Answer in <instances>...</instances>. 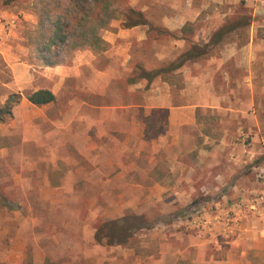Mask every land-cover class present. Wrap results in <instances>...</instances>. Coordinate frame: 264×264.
Listing matches in <instances>:
<instances>
[{"label": "crops", "instance_id": "1", "mask_svg": "<svg viewBox=\"0 0 264 264\" xmlns=\"http://www.w3.org/2000/svg\"><path fill=\"white\" fill-rule=\"evenodd\" d=\"M170 1L171 10L161 15L159 25L179 36L170 40L171 48L178 50L168 56L164 51L167 47L159 45L155 55L160 59V65L164 64L161 58L173 60L189 46L180 38L183 27L187 31L189 23L204 18L203 39L197 38L200 32L197 28L190 38L205 43L226 16V13H210L209 6L237 0ZM129 4H133L132 0ZM141 10L145 11V7ZM146 16L152 20L150 15ZM216 16H221L216 27L208 25V19ZM252 16L264 18V9L253 10ZM253 28L246 41L224 42L215 47L214 51L218 49V53L188 61L174 70L172 76H157L150 83L146 80L126 83L134 63L148 64L138 55L137 49L142 52L153 50L157 44L154 33L144 25L125 28L121 20L113 19L101 32L108 44L104 52L76 50L71 59L54 66H39L37 71L30 62H7L0 45L3 62H7L12 74L11 92L22 95L12 109V117L0 123V139L9 130L20 132L16 145H31L46 151L43 156L30 159L35 163L30 166L32 172L39 169L38 164H44L46 171L45 180L32 183L31 193L63 192L66 178L70 176L74 189L82 181L92 179L95 184L108 182L111 186H119L116 192L121 191L122 186L136 192L141 190V193L154 188L158 200L171 193L179 203L182 196L191 195L198 189L211 194L222 191L221 208H227L229 205L225 200L229 194L239 197L255 186L245 182L252 176L240 169L241 164L252 161L255 169L264 164V139L251 144L250 149L246 148L245 158L240 152L237 156H229L231 151L234 154L235 147L242 146L235 141L236 133H233L234 129L231 131L230 119L235 120L234 128L238 132L250 124L248 129L254 131L256 139L264 129V34H258ZM230 83L237 87L241 85V97L251 99L252 108H247L246 102L236 107L229 105L230 94L222 91L224 85ZM2 84L6 87L5 82ZM41 88L51 90L55 100L43 105L32 104L27 94ZM11 92L0 98V106ZM238 96L233 95V98ZM205 115L214 116L216 124L209 127L202 117ZM207 128L220 132L215 136L205 132ZM0 146L2 151L6 144ZM60 148L68 150L61 156L55 155V150ZM231 160L238 165L233 168L234 172L228 164ZM203 170L207 172L208 180L206 184L198 185L196 182L199 175L204 176ZM55 171L61 172L60 177ZM52 175H55L54 179ZM39 176L33 173L31 178L38 179ZM243 217L242 212L236 211L235 225L229 232H221L222 238L213 232L207 239L213 252L205 259L206 264H244L248 252L259 255L264 250V224L257 226L254 215L246 222ZM193 242L198 248V242L195 239ZM185 252V247L170 251L161 241L158 252L147 254L142 261L143 264H160L167 253L185 259ZM192 260L193 264L198 263V257Z\"/></svg>", "mask_w": 264, "mask_h": 264}, {"label": "rangeland", "instance_id": "2", "mask_svg": "<svg viewBox=\"0 0 264 264\" xmlns=\"http://www.w3.org/2000/svg\"><path fill=\"white\" fill-rule=\"evenodd\" d=\"M126 2L129 3L131 0ZM132 3L131 6L139 9L145 7L144 13L150 15L156 24H159L162 14L169 13L171 10L170 0H132ZM119 5L121 7L124 3L121 2ZM39 7L38 0H0V45L4 48L7 62L9 60L32 64L36 62L33 39L38 31L37 10ZM255 9L263 10L264 0L223 2L209 6L208 11L215 15L226 13V16L222 18L223 22L227 18L240 14L249 15L250 25L229 36L230 41L244 42L248 39L250 29L253 27L255 31L257 29L258 34H264V26H259L264 25V18L253 17L252 13ZM220 17L209 18L208 25L213 24L216 27L215 24ZM203 20L204 18H201L189 23L184 34L191 37L193 30L197 28L200 31L197 38L203 39L204 35L201 34L203 30L201 27L205 23ZM108 27L109 24L106 28ZM156 43L153 50L142 52L141 49H137L138 55L148 63L147 68L160 65V59L155 55V49L159 45L163 44L167 47L164 51L168 56H173L176 53L175 50H178L171 48L170 39L164 35L157 36ZM185 45H188L187 41ZM218 51L217 49L212 53H218ZM75 52L76 50L70 53L71 58ZM161 59L164 63L171 60L168 57ZM7 62H3L0 54V98L12 91V74ZM32 67L36 71L39 70L36 64ZM35 74L38 75V72ZM3 82L6 83V87L2 84ZM246 88L249 89L248 86ZM242 90L241 85L237 87L235 83H230L229 86L224 85L222 92L230 94V106L236 107L246 102V107L252 108L251 99H242ZM26 92L27 90L24 91ZM233 95L239 96L233 98ZM225 101L226 99L223 102ZM262 104L264 106V82ZM202 117L209 127L216 124L214 116ZM230 123L231 131L234 129L233 133H236L235 141L242 146L235 147L234 154L231 151L229 156H237V152H240L245 158L248 154L247 150L250 149L249 146L264 139V129L260 131L256 139L253 137L254 131L248 129L250 124H246L238 132L234 128L235 120L230 119ZM205 132L217 136L220 130L207 128ZM17 134L20 132L14 133L9 130L5 137L0 139V145L6 144L0 151V182L6 190L15 191L13 200L18 199L20 205L19 209L12 210L0 206V264H137L140 261L139 264H143L142 260L147 254L152 255L158 252L161 241L165 242V247L170 251L175 252L185 247L187 252H185V259L167 253L161 258L160 264H193L192 259L196 257H198V263L195 264H206L205 259L213 252L207 239L213 232L219 238L223 237L221 232H229L235 225L233 217L235 218L236 211L245 215L242 219L245 222L252 219L250 216L254 215L257 226L259 223L264 224V164L258 169L253 168L255 165L252 161L241 164L240 169L246 170L253 177H247L245 182L254 183L255 186L248 188L247 192L239 197L229 194L225 200L229 206L224 209L221 208L224 201L222 191L211 194L198 189L191 195L182 196L179 203L175 202L176 196L171 193L162 195L163 199L158 200L154 188L152 190L146 188L147 190L141 193V190L136 192L128 186H122L121 191L116 192L119 186H111L108 182L95 184L92 179L82 181L76 188L79 192H73L76 189L72 187L74 183L70 176L66 178L63 192L45 190L37 194L31 193L33 189L31 185L45 180L46 171L44 164H38L39 169L32 172L30 166H34L35 163L33 164L30 159H35L38 155L43 156L46 151L31 145H16ZM1 148L3 147L0 146ZM65 150L68 149H57L55 155L61 156L66 153ZM186 159L189 161L188 158ZM228 164L234 172L233 168L237 164H234L233 160ZM33 173L40 175V178H31ZM203 173L204 176L199 175L196 184H206L207 172L203 170ZM194 179L196 180V177ZM129 211L143 214L152 226L137 230L128 245L109 246L94 242L92 226L96 218L111 219ZM194 239L198 242V248L192 244ZM218 242L222 244L220 239ZM132 251L134 254L131 253ZM244 264H264V250L259 255L248 252Z\"/></svg>", "mask_w": 264, "mask_h": 264}, {"label": "trees", "instance_id": "3", "mask_svg": "<svg viewBox=\"0 0 264 264\" xmlns=\"http://www.w3.org/2000/svg\"><path fill=\"white\" fill-rule=\"evenodd\" d=\"M40 7L37 10L38 31L34 36L36 57L33 64L37 66H54L69 59L70 53L75 50L90 49L101 54L108 44L101 32L112 19H120L125 28L144 25L148 31L157 36H166L170 40L178 39L176 33L168 31L159 24L150 20L144 11L131 6L126 0H38ZM124 5L120 7V3ZM251 23L249 15L240 14L227 18L209 36L208 41L200 43L193 41L181 30L180 38L185 39L189 46L173 60L164 64L147 68L141 62L133 64L126 83H135L146 80L150 83L157 76L168 78L173 71L184 63L210 55L215 47L229 41L230 35L242 31ZM21 93L11 92L0 106V123L12 117V109L21 100ZM27 99L35 105H43L55 100L51 90L41 88L27 94ZM60 177L61 172L55 171ZM53 179H54V176ZM1 177V176H0ZM54 181V180H52ZM15 191L5 190L0 183V206L7 209H19L17 200H13ZM152 225L143 214L126 212L120 217L105 219L98 217L93 223L94 242L105 245H128L132 235L139 229L149 228Z\"/></svg>", "mask_w": 264, "mask_h": 264}]
</instances>
